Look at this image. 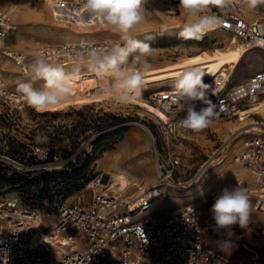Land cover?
Wrapping results in <instances>:
<instances>
[{
  "label": "rangeland",
  "instance_id": "obj_1",
  "mask_svg": "<svg viewBox=\"0 0 264 264\" xmlns=\"http://www.w3.org/2000/svg\"><path fill=\"white\" fill-rule=\"evenodd\" d=\"M51 2L52 0H1L0 12L6 15L9 24L16 27L7 37L14 40L10 47L11 51H23L24 54L30 55L39 47L53 46L65 41L80 39L119 41L118 36L100 20L86 21L85 16L77 18L72 23L56 20L51 12ZM144 7L145 19L134 31L147 27L151 29L149 33L137 38L150 43L154 49L153 56L150 58L152 68L172 64L183 58L203 51L209 52L225 45V37L219 29L203 35L201 39L181 38L179 32L189 17L180 7L179 0H147ZM8 10L10 13L7 12ZM210 11L220 19L229 14L253 21L264 19V5L257 6L255 10H249L244 0H232L230 6L224 9L213 6ZM148 37L151 39H147ZM250 52L233 71L230 85L246 82L250 75L263 67L264 54L259 50ZM1 65L5 71L3 78L8 82L10 89H16L14 78L19 72L18 67L6 61H2ZM66 70L71 71V67ZM96 78L91 72L82 70L74 86L73 98L47 111L27 109L15 112L11 109L9 102L3 104L0 101V176L3 177L0 178V200L6 197L17 198L23 207L40 212L44 221L41 230L55 225L58 219L57 213L62 206L78 201L88 203L91 199L89 188L91 183L100 181V188L106 191L102 184L108 185L110 176L107 172L112 171L111 166L118 158L116 156V159H112L113 154L117 152L112 150L116 149V145L127 132L143 133L150 150L122 151L119 164L129 170L132 175L134 166L138 165L137 171L141 170V173L135 171L136 175L133 176L137 177L131 181V185L126 190L125 196L127 195L126 198L129 201L140 191L139 188L148 189L155 177L150 141L145 128L153 134L160 151H169L180 157L181 167L177 178L186 182L196 178L207 157L232 134L236 137L240 135L230 144L233 146L239 141L238 150L232 152L229 149L227 160L221 166H216V163L207 164L203 169L206 179L220 174L227 162H233V156L240 153L246 138L264 135V108L260 110L249 105L248 108L239 111L238 118L215 121V123H221L223 128L227 125L234 126L232 130L223 134L213 129V122L199 131L200 135L195 139L196 141L190 140L194 135L189 132L180 133L178 140L174 137H165L161 134L159 125L160 113L149 100V96L158 90L174 89V87L165 86L156 90L144 88L141 99L121 104L109 95H101L93 91L95 81L98 79ZM203 81L211 84V80L203 79ZM103 82L107 83V80ZM40 84L41 81H37L34 86L38 87ZM248 124L250 125L247 128L260 129L242 133L247 129L242 127ZM235 129H238L237 133ZM37 135L46 136L47 142L37 144L35 139ZM35 151H46L48 157L46 159L38 157L34 154ZM241 168L244 169L242 172H246L243 166ZM248 180L249 177L235 179L229 186L216 185L212 189H217L219 194L224 188H233L234 184L249 189L253 181L248 183ZM189 184L180 191H176L177 195L181 197L195 185L193 182ZM255 189H258V186ZM170 192L171 190H168V197ZM107 193L109 194L110 191ZM213 193L214 191L205 192L203 196L210 198ZM254 201L255 196L250 199V203L254 204ZM190 203L200 205L204 210H207L211 204L201 205L196 200ZM183 205L185 204L174 203L168 206L163 204L160 210L153 212L152 215L162 216L161 221L168 216L167 210L172 208L170 214ZM252 207L251 205L252 212L256 214L257 211H253ZM143 216L147 215L139 217ZM1 226L2 222H0V231L3 228ZM252 228L259 227L253 224ZM257 230L263 234L261 228ZM240 231H242L241 228ZM232 240L240 242L236 235H232ZM237 243L235 247L239 253L233 260L241 262L244 258L240 256L247 253L246 249H252L259 256L258 262L264 264V245L260 247L250 245L248 242L242 243V247ZM246 258L247 254L244 262H247Z\"/></svg>",
  "mask_w": 264,
  "mask_h": 264
},
{
  "label": "built area",
  "instance_id": "obj_2",
  "mask_svg": "<svg viewBox=\"0 0 264 264\" xmlns=\"http://www.w3.org/2000/svg\"><path fill=\"white\" fill-rule=\"evenodd\" d=\"M52 9L56 19L74 21L83 15L90 19L83 9L82 0H53ZM220 20L217 27L222 34L241 41L247 51L259 50L264 54V19L253 21L229 14ZM9 31L6 15L0 12V83H7L0 101L3 104L9 102L15 112L33 108L27 105L16 89H10L3 78L5 71L2 61H9L18 67L19 72L14 78L16 85L18 80L26 79L25 67L35 53L71 67L74 53L82 43L86 46L110 47L120 42L65 41L39 47L26 55L23 51H10L4 46ZM99 83L97 79L93 91L99 92ZM173 92L174 89L158 91L152 93L149 100L161 113V134L176 139L185 129L175 127L182 114L169 107ZM206 99L214 105L212 123L238 118L240 110L264 101V65L241 84L230 85L223 74L216 75L211 79ZM200 106L205 105H197L198 108ZM145 131L150 141L155 177L148 193L140 196L132 208L128 199L112 192L108 194L96 181L89 187L91 199L88 203L78 201L62 206L55 225L41 230V225L34 224L38 215L36 210L23 207L17 198L6 197L0 200V222L3 227L0 231V264H242L218 256L204 240V233H211L229 241L232 239V229H215L211 211L204 213L197 204L178 207L160 222H154L147 216L135 217L137 211H147L152 203L165 199L168 190L179 191L196 180L186 182L178 179L180 157L169 151H160L153 134L146 128ZM226 151L224 141L207 157L203 166L210 164L211 159L216 166H220L227 160ZM34 154L43 159L48 157L46 151H35ZM234 158L255 175L254 181L258 184L253 182L251 185L254 189L258 186L253 194L254 210L264 207V135L246 138L240 153ZM247 192L250 195V190ZM218 195L212 194L211 202L214 203ZM137 225L142 226L146 242L137 233ZM34 234L40 237L35 243L32 242ZM252 234L258 238V234L253 231ZM244 237L243 233L238 234L239 239ZM250 254V264H256L259 256L253 250ZM114 257L115 261L112 259Z\"/></svg>",
  "mask_w": 264,
  "mask_h": 264
},
{
  "label": "clouds",
  "instance_id": "obj_3",
  "mask_svg": "<svg viewBox=\"0 0 264 264\" xmlns=\"http://www.w3.org/2000/svg\"><path fill=\"white\" fill-rule=\"evenodd\" d=\"M147 0H82L85 13L92 19L100 20L118 36V43L110 47L86 46L81 44L74 53L71 71L63 62L50 61L46 55L33 54L25 67L26 79L16 82V91L36 111H47L70 101L79 73L87 70L94 74L99 83V94L109 95L114 101L127 104L139 99L146 75L153 65L154 49L150 43L138 39L134 29L145 19ZM232 0H179L189 17L179 36L183 39H201L209 30L221 23L220 18L210 11L211 7L227 8ZM249 10L264 5V0H244ZM147 39H151L148 37ZM131 58V60H130ZM203 73L196 67L178 72L174 81V92L170 108L180 115L175 127L199 132L207 128L214 118V105L206 99L209 84L204 83ZM107 80V83L103 81ZM41 81L39 87L35 82ZM7 83H0V95ZM205 105L200 106L197 105ZM36 143L47 142L44 135L36 136ZM215 229L228 230L238 225L247 228L251 214V203L247 189L237 184L224 188L211 209ZM137 233L144 238L142 226H136ZM230 249V245L225 242Z\"/></svg>",
  "mask_w": 264,
  "mask_h": 264
},
{
  "label": "bare ground",
  "instance_id": "obj_4",
  "mask_svg": "<svg viewBox=\"0 0 264 264\" xmlns=\"http://www.w3.org/2000/svg\"><path fill=\"white\" fill-rule=\"evenodd\" d=\"M0 2H1V0H0ZM52 3H53V0L50 4L51 12L53 15ZM7 12L10 13V10H8ZM84 16L86 17V19H85L86 21H90L92 19V18H90L89 20H87L88 17L86 15H83L80 18H82ZM80 18H78V19H80ZM56 20L64 21L65 23H72V22H75L76 19H74V21H68L64 18H62V19L59 18ZM8 26H9L10 31L11 30L13 31L16 29L15 26H13L9 23H8ZM149 28H151V27H149ZM216 29H218L217 26L215 28H213L212 30L207 31L204 35L209 34L210 32H215ZM150 30L151 29H148V27L147 28H139V29L135 30L134 33L136 34V36H142V35L149 33ZM157 32H159V31H157ZM224 37H225V45L223 47L214 48L213 50H211L209 52L203 51V52H200L196 55L183 58V59L179 60L178 62H174L172 64L152 68L151 71L145 77V83L143 85L142 90H144V88H151L153 90H156V89H161L165 86H169V87L173 88L176 74L178 72L185 70L186 68H188L190 66L198 68L204 74L203 79L211 80L216 75L221 73L230 81V77L233 74V71L238 67V65L241 63V61L243 59H245V57L251 52L247 51L246 46L241 41H238L237 39H234L232 37H230L228 39L227 38L228 36L226 37V35H224ZM13 42H14V40L12 38H10V39L6 38L5 47L10 49ZM10 51H11V49H10ZM6 62H9V61H6ZM8 69H10V68H8ZM12 70H14V68ZM6 76H7V74H6ZM158 91H156V92H158ZM142 94L143 93H141V95ZM139 99H141V96ZM250 106L252 108H258V109L262 110L264 108V101L253 103ZM157 111L159 112V110H157ZM160 115H161V113H160ZM237 115L239 116L240 112H238ZM249 125L250 124L242 127V129L247 128V126H249ZM212 127H214L213 129L215 131H218L222 134L225 133L226 131H228L230 129L232 130L234 128V126H228V125L224 126L225 128H223L221 123H217V122L215 123V121H214V124L212 125ZM249 128L243 130L242 133L250 131V130H256L257 131L260 129L258 127H255V128L249 127ZM234 131L237 133L238 129H235ZM184 132L193 133L194 136L190 138L191 141L195 140L200 135V132H194V131L188 130V129H185V130L181 131L180 133H184ZM178 137L179 136L176 137L177 140H178ZM239 137H240V135L237 137H236V135H232V137H229L225 141V145L227 146V151L229 149L232 152L238 150L237 147L239 145V141H237V143H235L233 146H230L229 142L231 140H237V138H239ZM227 151H226V157H227ZM235 156H233V162H227L224 165V168L220 174L212 175L211 177H209L207 179H206L205 172H203V169L205 168V166L207 164L202 166L201 171L199 172V174L196 177V180L193 182V184H195V185L190 190L184 192L183 193L184 195H182L180 197L177 195V192H176L177 190L170 189L171 192H170L169 197H168V195H166L165 199L155 201L154 203H152L151 206H149L150 209L148 207L149 210H147V211H141L139 213H137L138 212L137 211L136 212L137 216H135V217L147 215V216H150L149 218L152 221L158 222V221H160L162 216H155L152 214H153V212L155 213V212L159 211L163 204H166L167 206L174 204V203L182 205V204H188L191 201H195V200H196V202H198L201 205L210 204L212 199H210L208 197H204L203 195L205 192L208 193L209 191L210 192L214 191L213 194H216L218 192V190L212 189L216 185L229 186V184L235 179L236 180H239L240 178L248 179L250 172H247V171L242 172V171H244V169H242L240 166L242 164L237 159L234 158ZM210 163L213 164V163H215V161H212V159H211ZM236 164H240V165H236ZM111 170L112 171L107 172L108 176H110L108 185L104 186L103 185L104 183H103L102 186L104 188H106V191H110L114 195H118L120 197H123L124 199H128V198H126L127 195L125 196V193H126V190L129 188V186L131 185L132 179L130 178L129 174L122 169L121 165H119V162H117L116 160L113 162V165L111 166ZM254 180H255V175H254ZM254 183L258 184L255 181H254ZM100 184H101V182H100ZM90 186H91V184L89 185V187ZM150 187H151V185H150ZM150 187L146 190L145 189L142 190V188H139L140 191L137 192L136 196L132 197L131 201H129V207L132 208L133 207L132 205H134V203L136 202V200L138 198H140V196L148 193ZM248 190H250L249 199H252L253 194L255 193V189L250 187L249 189H247V191ZM187 196H188V198H187ZM207 211L208 210H204V213H206ZM253 211H254V208H253ZM255 211H257L256 214L253 213L251 210V214H250L249 223H248L247 228H241L242 231H240V227L238 225L233 226L231 228L232 229V235H237L239 233L245 234L244 233L245 230L251 229V223H252V225L253 224L258 225V227L261 228L263 233H264V207L257 209ZM202 217H203V215L200 216V218H202ZM52 223H49V225H53ZM34 224L44 226L43 215L40 212H38V215L34 221ZM238 227H239V229H238ZM259 228H255L252 230H257ZM248 236H249L248 239L246 240V242L243 241L244 242L243 244H247L249 242L250 245L254 244L256 246L258 245L260 247H263L264 235L262 236L261 239H257L253 235L251 236L250 234H248ZM236 237H238V236H236ZM38 238H40V237H38L37 235L34 234L32 237V242L35 243L38 240ZM207 238H208L209 245L219 255H222V256L224 255V256L230 257L232 259L235 256H237V254L239 253V251L235 247L236 243L233 244L230 240L224 241L222 239H219L215 235L211 236V237L208 236ZM225 242H227L230 245V249H228V247L226 245H223ZM112 259L115 261V257ZM256 264H261V263L256 262Z\"/></svg>",
  "mask_w": 264,
  "mask_h": 264
},
{
  "label": "crops",
  "instance_id": "obj_5",
  "mask_svg": "<svg viewBox=\"0 0 264 264\" xmlns=\"http://www.w3.org/2000/svg\"><path fill=\"white\" fill-rule=\"evenodd\" d=\"M6 41V40H5ZM5 41H4V46H5ZM42 83V82H41ZM41 85V84H40ZM39 85V86H40ZM38 86V87H39ZM125 137L116 145V149H114V150H112V151H117V152H115V154H113V156H112V159L114 160V159H116V156H118V158H117V162H119V160H120V156L122 155V151H150L149 150V144H148V142L146 141V139H145V135L143 134V133H141V132H139V131H131V132H127L125 135H124ZM128 152H127V154H128ZM128 156V155H127ZM120 165V164H119ZM236 165H240V164H236ZM241 166H243V165H241ZM122 167V166H121ZM244 167V166H243ZM134 168H135V170H134V174H135V171L136 172H138V173H141V170H138L137 171V169H139V166L138 165H136V166H134ZM245 168V167H244ZM122 169L124 170V171H126L128 174H129V176H130V178L132 179V180H134V178H136L137 176H133L132 174H131V172L129 171V170H127L126 168H124V167H122ZM246 169V168H245ZM246 171L247 172H250V175H249V180H248V183H249V181H253L254 182V174H253V171H250V170H248V169H246ZM136 175V174H135ZM235 181V180H234ZM236 185L234 184V187H235ZM188 204H190V203H188ZM212 204H213V202H211V204L209 205V207H208V211L207 212H209L210 211V209H211V206H212ZM251 205L253 206V204L251 203ZM200 206V205H199ZM201 207V206H200ZM202 208V207H201ZM203 209V208H202ZM172 210V208H170V210H167L166 211V214H168L169 215V212ZM206 212V213H207ZM252 229H255V228H252V223H251V229H249V230H245V234H244V236H246V237H244L243 239H239L238 237V239L240 240V242H235L234 240H230L233 244L234 243H237L239 246L241 245L242 247H243V245H242V243H244V242H246V240L248 239V234H250L251 236L253 235L252 234V231L253 232H255L256 234H258V238L257 237H255L254 235V237L255 238H257V239H261L262 238V236L264 235V233L263 234H260V232L259 231H257V230H252ZM257 231V232H256ZM211 237V236H214V235H212L211 233H204V235H203V238H204V240H206L207 242H208V238L207 237ZM236 236H238V234L236 235ZM244 241V242H243ZM211 247V246H210ZM211 249H212V247H211ZM213 250V249H212ZM247 251V258H246V260H247V262H244V260H245V255H241L240 256V258L242 257V258H244V260H242L241 261V263L242 264H250V262H249V257H250V251H252V249L251 250H248V249H246ZM214 251V250H213ZM216 253V252H215ZM217 254V253H216ZM218 255V254H217ZM218 256H220V257H222V258H225V259H230V260H232L230 257H226V256H222V255H218ZM233 261H235V262H238V261H236V260H233ZM240 263V262H239Z\"/></svg>",
  "mask_w": 264,
  "mask_h": 264
},
{
  "label": "trees",
  "instance_id": "obj_6",
  "mask_svg": "<svg viewBox=\"0 0 264 264\" xmlns=\"http://www.w3.org/2000/svg\"><path fill=\"white\" fill-rule=\"evenodd\" d=\"M0 178H3L2 176H0Z\"/></svg>",
  "mask_w": 264,
  "mask_h": 264
}]
</instances>
